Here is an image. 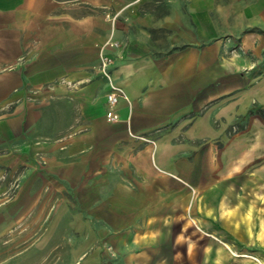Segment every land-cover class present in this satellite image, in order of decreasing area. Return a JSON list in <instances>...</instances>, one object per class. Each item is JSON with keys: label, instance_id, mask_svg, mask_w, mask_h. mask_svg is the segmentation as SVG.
Returning a JSON list of instances; mask_svg holds the SVG:
<instances>
[{"label": "crops", "instance_id": "obj_1", "mask_svg": "<svg viewBox=\"0 0 264 264\" xmlns=\"http://www.w3.org/2000/svg\"><path fill=\"white\" fill-rule=\"evenodd\" d=\"M255 107L264 0H0V264L62 204L96 264H264Z\"/></svg>", "mask_w": 264, "mask_h": 264}, {"label": "rangeland", "instance_id": "obj_2", "mask_svg": "<svg viewBox=\"0 0 264 264\" xmlns=\"http://www.w3.org/2000/svg\"><path fill=\"white\" fill-rule=\"evenodd\" d=\"M229 100L224 101L229 104L228 107H233L234 103ZM251 116L254 120L253 131L260 140L264 138V109L255 107ZM244 120V116L237 117L233 120V126L224 129V133L234 132ZM72 217L69 204H62L61 208H57V224H47L44 236L41 235L39 241L31 242L29 257L15 256L13 264H96L95 256H86L93 240L91 233L86 232L85 220L80 213Z\"/></svg>", "mask_w": 264, "mask_h": 264}, {"label": "built area", "instance_id": "obj_3", "mask_svg": "<svg viewBox=\"0 0 264 264\" xmlns=\"http://www.w3.org/2000/svg\"><path fill=\"white\" fill-rule=\"evenodd\" d=\"M108 63H109L108 58L102 59L101 70L103 73H106V67H107ZM117 100H118V95L115 92H111V93L107 94V96H106V102H107L108 110L106 111L105 116L110 121H115L119 117L118 114H116L113 111V108L117 103Z\"/></svg>", "mask_w": 264, "mask_h": 264}]
</instances>
